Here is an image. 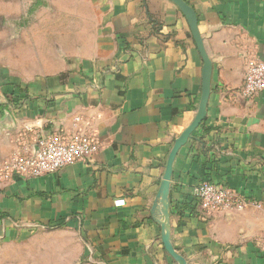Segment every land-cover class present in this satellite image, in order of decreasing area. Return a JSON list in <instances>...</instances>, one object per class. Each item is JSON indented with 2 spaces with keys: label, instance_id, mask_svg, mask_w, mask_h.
<instances>
[{
  "label": "crops",
  "instance_id": "0c3cea01",
  "mask_svg": "<svg viewBox=\"0 0 264 264\" xmlns=\"http://www.w3.org/2000/svg\"><path fill=\"white\" fill-rule=\"evenodd\" d=\"M212 62L207 115L194 119L203 59L170 0H27L28 25L0 43V264H264V90L246 97L264 60V0H185ZM79 129L93 161L23 177L1 165L40 133ZM221 182L242 209L204 212L194 187Z\"/></svg>",
  "mask_w": 264,
  "mask_h": 264
},
{
  "label": "built area",
  "instance_id": "2783aa9c",
  "mask_svg": "<svg viewBox=\"0 0 264 264\" xmlns=\"http://www.w3.org/2000/svg\"><path fill=\"white\" fill-rule=\"evenodd\" d=\"M264 90V60L248 64L241 92L253 97ZM100 146L88 133L77 129L40 133L35 147L26 148L1 165L4 176L41 177L61 171L76 162H90ZM195 200L206 213L213 214L233 208L242 209L245 199L221 182L204 181L194 187ZM258 247L264 251V236Z\"/></svg>",
  "mask_w": 264,
  "mask_h": 264
},
{
  "label": "water",
  "instance_id": "95a60500",
  "mask_svg": "<svg viewBox=\"0 0 264 264\" xmlns=\"http://www.w3.org/2000/svg\"><path fill=\"white\" fill-rule=\"evenodd\" d=\"M170 1H173L180 8L182 13L186 17L195 44L202 56L204 64L202 69V93H201V98L197 113L194 119L192 120V122L182 131L180 136L176 138L168 157L166 170L164 174L163 187L160 194V196L163 197L164 201L168 200L169 198L173 165L180 148L187 143V141L192 136L194 131L202 124V122L206 118L207 108L211 93V75H212V62L204 46V41L198 26V16L195 9L185 0H170ZM168 216H169V210L166 207L163 214V218H164L163 223H164V231H165L163 235V241L165 247L167 251L173 256V258L178 260L181 264H186L185 258L175 250V248L173 247L170 241Z\"/></svg>",
  "mask_w": 264,
  "mask_h": 264
},
{
  "label": "rangeland",
  "instance_id": "374dc122",
  "mask_svg": "<svg viewBox=\"0 0 264 264\" xmlns=\"http://www.w3.org/2000/svg\"><path fill=\"white\" fill-rule=\"evenodd\" d=\"M27 6V0H0V43H3L4 38H9L8 33L14 28L12 25H16L18 29L28 25L30 14H25ZM173 259L177 264H181L175 258ZM185 261L186 264H193L186 258Z\"/></svg>",
  "mask_w": 264,
  "mask_h": 264
}]
</instances>
